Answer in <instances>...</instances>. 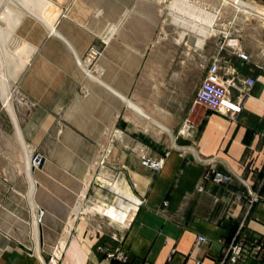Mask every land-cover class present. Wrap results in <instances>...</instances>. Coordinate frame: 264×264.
I'll return each instance as SVG.
<instances>
[{"label":"crops","instance_id":"crops-1","mask_svg":"<svg viewBox=\"0 0 264 264\" xmlns=\"http://www.w3.org/2000/svg\"><path fill=\"white\" fill-rule=\"evenodd\" d=\"M20 1L12 27H0V264H44L43 254L50 264H220L243 221L264 240L263 26L238 39L244 61L226 48L214 56L208 35L176 48L192 32L176 23V0L175 45L164 0ZM91 46L104 49L99 82L77 63ZM216 57L240 114L192 108ZM104 143L98 175L113 188L92 177ZM145 153L163 169L143 166ZM212 169L231 183H213ZM239 192L262 199L248 213Z\"/></svg>","mask_w":264,"mask_h":264},{"label":"built area","instance_id":"built-area-1","mask_svg":"<svg viewBox=\"0 0 264 264\" xmlns=\"http://www.w3.org/2000/svg\"><path fill=\"white\" fill-rule=\"evenodd\" d=\"M229 49L236 53L241 60L248 61L249 56L242 51V47L238 44V39L230 35L228 42L220 49ZM104 54L103 49L91 46L85 56L77 59L78 66L82 70L87 79L99 82L102 78L103 71L99 66V60ZM248 87H252L255 81L248 79L244 82ZM236 85L234 79H228L222 70L221 61L216 57L207 70L206 77L202 81L195 100L193 109L201 106L219 115H237L242 111L241 101L234 99L230 94V88ZM241 97V96H240ZM188 127V121L185 123ZM143 152V149H142ZM44 163V159L40 155H35L30 161L31 167L39 169ZM102 163V162H101ZM143 166L158 172L164 167V159H154L146 155L142 156ZM207 178L217 185H229L232 177L228 174L210 170ZM248 201V213L261 201L260 192L250 193L249 196L244 192H239L236 199ZM42 212H40V215ZM198 240L202 243L207 241L205 236H199ZM220 264H264V240L249 238L245 233V221H243L232 242L226 247Z\"/></svg>","mask_w":264,"mask_h":264},{"label":"rangeland","instance_id":"rangeland-1","mask_svg":"<svg viewBox=\"0 0 264 264\" xmlns=\"http://www.w3.org/2000/svg\"><path fill=\"white\" fill-rule=\"evenodd\" d=\"M187 1H189V0H176V4L174 5V7L179 10V13L181 15L180 18L186 19L185 18L186 15H189L191 17L190 19H186V21L187 20H189V21L186 22L185 25H182V24H180V25L182 26V28L183 27L190 28L192 32H190V34L188 36H186L185 39L182 40L181 42L178 41V45H175V43H177L176 40L179 39V33L182 32L183 29L181 27L178 28V27L174 26L172 23V16L170 15V13L172 11L173 0H164V21H165L166 44H171V45L174 44L176 46V48H184L185 45H188V44L192 45V47H193V46H195V44L197 45L200 43L199 40L202 39V36L200 35L199 31H196L194 29L195 23L189 24V22H191V20H193V22H194L196 16H198L200 18V20L198 19L199 21L198 20H195V21L201 27L202 26L203 27L208 26V24L206 25V23H205V21H208V15L215 17L214 24H213L214 32H213V34H208L209 38L207 37L208 39L206 40V43H208V45L211 46L214 56L217 54V51L223 45H225L228 42L230 35H232L233 37H236L239 40H242V39L250 40L252 38V35L254 36L258 32L256 29H259L262 26L264 27V20L257 17L256 15L252 14L253 9H257V10H260L261 12H264V5H259L255 2H252L249 0H239L245 4V6H243V8L241 10H239L238 7L233 3V1H229L226 3L224 0H191L192 6L190 5L191 6L190 8L182 7V4H186ZM20 2H21L20 0H0V8L2 6L1 12H0V27L1 28H3V27L4 28H8V27L11 28L13 21H14L13 18L16 16L18 17L23 12V10H25L20 5L21 4ZM2 3H3V5H2ZM187 4H190V3H187ZM194 8H197L198 11H204L208 15L201 14V16H200V13L198 15V11L196 12V10ZM187 10H189L190 12ZM191 12H193V13H191ZM246 12H249V13H246ZM196 13H197V15H196ZM175 21H176V19H175ZM183 37L184 36H182V38ZM103 51H104V49H103ZM99 155H100V158H102V161H101L102 163L101 164L97 163L96 166L93 167L94 169L92 168V177H93V173L97 172L96 181L98 183H100L102 186L113 188V185L110 186L109 184L101 183L99 180V178H101V176L98 175L99 170H100V172H107L108 171V160H107L108 147H107V143H104V146H103ZM98 164L100 165V169H98V166H99ZM103 179L111 182L108 179H105V178H103ZM117 191H118V187H117ZM88 200H90V202H92V199L90 197L88 198ZM133 206L136 207V205H133ZM113 209H115V208L113 207ZM135 211H136V209H134L131 213H129L128 214L129 217L133 216V213ZM114 212L118 213V210H114ZM96 213L97 212H95V213L93 212V214H96ZM106 214H108L112 217L115 216L116 219H118V220L126 218V217H124V215H122V216L114 215L113 216V214H111V213H106ZM43 217H44V212L42 211L41 215L38 212L39 222H41L43 220ZM41 248H43V245H38V250L40 252H41ZM42 260L44 261V264H50V262H51V260H47L45 258L44 254L42 255ZM52 262H53L52 264H58L59 260H53ZM38 264H43L40 259L38 261Z\"/></svg>","mask_w":264,"mask_h":264},{"label":"bare ground","instance_id":"bare-ground-1","mask_svg":"<svg viewBox=\"0 0 264 264\" xmlns=\"http://www.w3.org/2000/svg\"><path fill=\"white\" fill-rule=\"evenodd\" d=\"M226 3L229 2V1H233V3L238 7L239 10H241L243 8L244 3L242 1H239V0H224ZM188 2H186V4H182V7L184 8H190L192 5L191 4H187ZM232 3V2H231ZM181 5V4H180ZM191 5V6H190ZM196 10V12L198 11L197 8H194ZM190 10V9H189ZM187 10V11H189ZM192 10V9H191ZM194 10V11H195ZM183 11V10H182ZM184 12V11H183ZM190 12V11H189ZM193 13V12H191ZM200 13V16L201 14H205V15H208L207 13H205L204 11H198V15ZM254 15H256L257 17L261 18L262 20H264V15L262 14V12L260 10H257V9H253V13ZM197 15V13H196ZM197 17V18H196ZM195 17V20H200V18L198 16ZM207 17V16H206ZM194 18V17H193ZM214 19L215 17L211 16V15H208V21H205L206 25L208 24V26L206 27H201L200 25L197 24V22L194 20H191L190 23H195V30L196 31H199L200 32V35L205 38L206 35L208 34H213L214 30H213V24H214ZM198 20V21H199ZM189 20L186 21V19L184 18H180V19H176V23H179V24H182V25H185L186 22H188ZM202 22V21H201ZM204 22V21H203ZM187 25V24H186ZM205 26V25H204ZM200 41V45L203 43L204 40H199ZM118 187V191H122V188L117 186ZM132 196V195H131ZM132 199H133V196H132Z\"/></svg>","mask_w":264,"mask_h":264}]
</instances>
